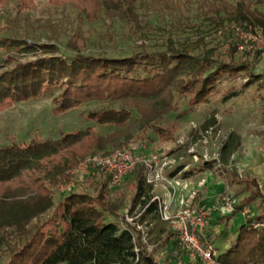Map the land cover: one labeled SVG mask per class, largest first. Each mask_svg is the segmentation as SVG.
Listing matches in <instances>:
<instances>
[{
    "label": "trees",
    "instance_id": "obj_1",
    "mask_svg": "<svg viewBox=\"0 0 264 264\" xmlns=\"http://www.w3.org/2000/svg\"><path fill=\"white\" fill-rule=\"evenodd\" d=\"M9 1H16L17 12L34 9L36 4V0H0V7ZM46 1L52 6L76 7L92 21L99 13L122 10L136 28L142 29L138 7L149 3L166 10L180 2L188 5L191 0ZM263 3L203 0L205 18L214 31L227 24L264 31ZM202 40L181 42L168 37L162 50L142 48L130 54L97 56L79 52L75 40L72 48L78 52L56 55L58 47L52 43L0 37V48L6 53L0 60V110L44 96L52 97V112L59 115L97 105L84 113L85 120L92 124L85 128L64 132L57 139L0 144V259L5 260L4 264H132L137 255V264H157L140 232L134 225H121L120 216L110 207L109 174L96 193L74 191L58 202L54 196L61 185L72 182V168L88 153L129 146L133 139L147 137L148 132L160 140H171L175 128L162 127L159 121L177 107L179 99H185L189 107L209 104L223 94L225 82L242 73L248 77L244 88L259 82L261 77L253 74L247 63L223 61L214 49L196 53ZM24 55L36 59L19 60ZM238 94L224 93L222 102ZM215 114L212 110L204 121V130L216 124ZM95 126L109 127L110 131L101 135ZM241 143V136L231 131L215 160L191 168L180 165L168 176L188 177L204 170L224 175L228 184L243 187L235 196L248 191L231 214L241 212L255 199H264L254 178L241 177L230 166ZM129 173L133 174L129 212L139 213L136 222H146L150 228L157 223L159 230H164L166 222L160 220L153 185L146 182L143 166ZM257 221L264 222V214L245 215L234 242L214 260L222 264H264V228L251 227ZM170 235L175 239L174 248L184 250L175 233ZM203 237L201 242L206 244Z\"/></svg>",
    "mask_w": 264,
    "mask_h": 264
},
{
    "label": "rangeland",
    "instance_id": "obj_2",
    "mask_svg": "<svg viewBox=\"0 0 264 264\" xmlns=\"http://www.w3.org/2000/svg\"><path fill=\"white\" fill-rule=\"evenodd\" d=\"M260 9L264 12V3L260 5ZM205 11L203 0H191L188 5L180 2L175 8L166 10L156 9L147 3L145 7L137 8L142 27L138 29L122 10L113 11L111 14L99 13L98 18L92 21L79 9L69 5L57 7L50 5L46 0H36L34 9L17 12L16 1H9L0 7V37L16 36L29 42L52 43L58 47L56 55L78 52L72 48L75 40L74 47L79 49V52L97 56L130 54L142 48L162 50L166 47L168 37L181 42H194L202 38L196 53L204 49H214L215 55L223 61L249 64L251 72L261 77L258 83L244 88L248 77L242 73L225 82L223 94L213 98L209 104L189 107L185 99H179L177 107L159 121L162 127L175 128L171 140H160L158 136L148 132L147 137L133 139L129 146L110 147L107 150H129L140 159L135 167L142 165L145 179L147 176L153 178L150 183L154 188V198L165 201L171 211L181 207L196 210L200 204L208 207L210 211L206 218L203 238L205 243L212 245L216 251L225 246L228 248L237 237L236 226L228 229L229 222L226 217L230 216L233 207L248 195V191L235 196L238 190H243L242 186L228 184L224 175L218 176L216 172L208 170L192 174L186 179H183L181 174L169 177L168 173L180 165L191 168L203 161L215 160L222 142L234 131L241 136L242 147L237 150L236 156H232L230 166L241 174V177L252 178L245 175L247 155L243 154V149H253L264 155V57L238 51L235 47V24H227L225 28L214 31L205 18ZM250 30L260 29L255 27ZM76 36L83 39V44L81 40L77 41L79 38ZM5 56V51L0 48V60ZM34 59L36 57L33 55L19 56V60L23 62ZM232 91L239 94L222 102V95ZM53 107L52 97L44 96L16 102L0 110V144H28L48 138L57 139L64 132L85 128L92 124L85 120L84 113L97 105H85L60 115L52 112ZM212 110L216 111L217 122L213 127L204 130L203 123ZM95 127L101 135L110 131L109 127ZM93 153L103 152L88 154ZM76 165L70 172V191L66 190L70 183L61 185L55 192V202L74 191L96 193L100 183L108 178L105 171L95 169L78 180L72 174ZM132 175L129 173L117 186L111 187L108 184L110 207L120 216V224L124 223L123 214L126 210L129 211L133 195L130 180ZM176 189L179 191V198L177 205L173 206L170 200L172 194L167 192H174ZM246 210V215L264 214V202L257 198L249 203ZM242 217L245 218L243 215ZM164 232L165 238L154 239L148 236L147 250L157 264H204L201 261L192 263L188 257L182 261L172 256L175 250L178 254L182 251L174 248L175 239L170 235L172 230L168 223ZM4 263L5 260L0 259V264Z\"/></svg>",
    "mask_w": 264,
    "mask_h": 264
},
{
    "label": "built area",
    "instance_id": "obj_3",
    "mask_svg": "<svg viewBox=\"0 0 264 264\" xmlns=\"http://www.w3.org/2000/svg\"><path fill=\"white\" fill-rule=\"evenodd\" d=\"M236 43L235 47L238 51L249 53L250 55L259 54L264 57V31L245 29L239 25H234ZM140 159L132 155L129 150H113L107 153L88 154L80 159L72 174L78 179H83L91 170L100 169L110 175V186H117L123 182L129 172L135 167ZM157 178V177H156ZM153 178L146 177V182H152ZM71 183L66 190L70 191ZM158 201L160 220L170 225L172 232L175 233L176 240L181 248L192 261H201L204 264H222L214 260L216 252L212 245L203 244L201 236H203L206 218L210 209L200 205L196 210H189L181 207L175 211H171L165 201ZM247 210L241 211L245 216ZM124 223L121 225L131 224L135 226L136 232L141 234V240L148 244V231L150 225L146 222L138 223L135 220L139 217V213L132 214L126 210L123 214ZM252 228H264V222H253ZM135 237V235H134ZM138 253V247L135 248ZM138 255L132 264H137Z\"/></svg>",
    "mask_w": 264,
    "mask_h": 264
},
{
    "label": "crops",
    "instance_id": "obj_4",
    "mask_svg": "<svg viewBox=\"0 0 264 264\" xmlns=\"http://www.w3.org/2000/svg\"><path fill=\"white\" fill-rule=\"evenodd\" d=\"M243 147H244V145H243ZM236 153L237 152H235L233 154V156ZM243 154L247 155V157H245L246 158L245 161L247 160V162H246L247 168H246L245 175H249L256 180V182L258 183V186H259V190L264 197V155L261 153H258V151L257 152L253 151V149L248 150L246 148L243 149ZM242 158H243V156H242ZM177 175H179V174H177ZM177 175H175V176H177ZM239 175H241V174H239ZM190 176H188V177H190ZM188 177H182V178L186 179ZM177 190L178 189H176V191H174V192L169 190L170 192L169 191L167 192V194H169V195L172 194V197H170L171 198L170 200H171V203L173 206H176L178 203L179 191H177ZM153 191H154V188H153ZM153 191H152V193H153ZM262 200L264 202V199L259 198V201H262ZM168 201H169V199H168ZM227 218H228L227 222H229L228 229H230L232 226L233 227L236 226V229H237L236 233H238L239 227L244 223V218L242 217L241 212L233 213L230 216H227ZM166 224L167 223H163V225L165 227H166ZM150 229H151L150 236H152L154 239H160L161 237L165 238L164 230L160 231L159 228L157 227V223L156 224L154 223ZM171 245H172L171 241L169 240V248H171ZM226 248H227V246H225L223 249H218L215 252L217 254L221 251H224ZM169 250H171V249H169ZM181 251L182 252L178 254V253H176V250H175L174 252H172V256L176 257L177 259H181L182 261H184L188 257V255L185 253L184 250H181ZM188 259L192 263H196L195 261H192L189 257H188Z\"/></svg>",
    "mask_w": 264,
    "mask_h": 264
}]
</instances>
